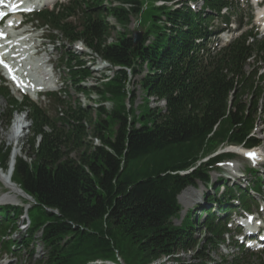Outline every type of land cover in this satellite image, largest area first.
I'll return each instance as SVG.
<instances>
[{"label": "trees", "instance_id": "1", "mask_svg": "<svg viewBox=\"0 0 264 264\" xmlns=\"http://www.w3.org/2000/svg\"><path fill=\"white\" fill-rule=\"evenodd\" d=\"M119 1L129 8L116 7L113 0H77L59 15H42L72 49L66 52L67 67L77 91L88 99L97 95L104 103L111 101V110L101 103L92 110L93 119L89 109L70 106L67 118L54 120L36 106L8 99L7 130L15 112L30 110L29 153L16 159L12 181L34 203L24 233L16 220L25 209L0 208V244L8 253H29L30 260L40 248L43 256L34 264H118L117 255L125 264H162L165 258L184 264L176 256L195 249L198 223L190 211L180 227L173 225L181 212L179 196L198 183L209 185L216 164L235 158L222 155L202 162L218 149H253L262 143L254 132L264 120V76H259L264 41L250 42L254 35L248 31L220 50L196 44L213 35L209 29L216 19L231 22L238 12L235 0H153L164 6L152 7L161 13L151 17L137 44L128 28L144 4ZM190 2H203L202 12L193 11ZM225 8L228 16L221 15ZM78 14L79 25L68 23ZM117 27L122 31L110 43ZM78 43L118 70L94 78L84 55L73 49ZM132 77H140L147 99L165 103V109L146 105L137 116L135 94L128 90ZM90 81L96 84L87 90L83 83ZM54 103L64 105L57 96ZM88 125L95 139H89ZM11 153L0 140L4 171ZM260 180L255 177V191ZM210 201L218 203L215 197ZM205 212L206 245L213 247L226 230ZM204 257L198 264H209ZM233 264L247 263L236 256Z\"/></svg>", "mask_w": 264, "mask_h": 264}, {"label": "rangeland", "instance_id": "2", "mask_svg": "<svg viewBox=\"0 0 264 264\" xmlns=\"http://www.w3.org/2000/svg\"><path fill=\"white\" fill-rule=\"evenodd\" d=\"M144 1V11L142 12L141 16L138 18H134L133 20V24L131 26L132 31H136L137 33H142L148 28V26L151 24V17L154 15H159L161 12L160 11H156V10H152L153 7V0H143ZM244 0H238L239 4L241 5V12L240 14H242V16L244 18H246L247 21V16L251 13V11L255 14L256 13V6L255 3L252 0H249V4H247V0L245 2H243ZM116 2V1H115ZM115 4V3H114ZM198 10L201 7V4L199 3L198 5ZM111 22L114 23L115 21L113 19H111ZM254 24V23H253ZM234 27V26H232ZM122 30L117 27V29L113 32L112 37L110 38V43L115 42L116 38H117V34L119 32H121ZM52 34L54 36H56L57 38V52L52 56L53 57V65L57 68V73L56 78H61V83H59V85H57V87H55L56 89L60 90V89H64V91L66 92V97H65V101L66 103H68L69 105L72 106H76L79 103L81 104V106L85 109H89L90 114L93 117V119H95V113L92 112V110H94L96 107L100 106L101 103H103V105L105 106V108L107 110H111L112 109V102L109 101L107 103L102 102L97 96L92 95V99H88L86 98V96L80 95L76 89L71 85L70 82L67 81L66 79V75H65V68L64 66L61 65L60 63V57L62 54V51L64 50V47L67 46L68 44L64 41V38L61 36V34L59 32H52ZM80 47V46H79ZM52 50V49H50ZM79 52V51H78ZM82 53V52H79ZM85 58L84 61L85 62H94L95 63V67H92V72H93V76L94 78H97L99 80H102L103 77H111L112 73L110 71V68L107 67V65L103 62H101V60L96 59L92 60L91 58V52L86 50L85 53ZM248 71L252 70V67H249L247 69ZM147 73V71H145V74ZM264 73V69L261 70V74ZM140 80L139 78H131L130 79V85H128V90L131 93L135 94V104H134V110L137 116H139L141 114V112L144 110V107L147 105L150 108H159V109H165V105L162 103H156L153 100H148L145 93L142 91V89L140 88L138 82ZM94 86V82H91L89 85H87V87H92ZM63 91V92H64ZM28 94H30L29 92H26ZM17 99L22 100L21 97L14 95ZM33 97V96H31ZM36 99V98H35ZM148 100V101H147ZM249 100V99H247ZM129 102V101H128ZM66 105L65 107H58V108H62L63 110H66V108L69 106ZM39 106L41 108H43L44 110H47L49 112V116L53 119H57V109L58 108H54L51 106V100L49 98H43L42 101L40 102ZM262 107H264V101H262L260 103V109H262ZM6 108H7V103L6 100H0V140L2 143L6 144L7 147H14L13 144L14 142L11 139V134L13 133V125L15 120L17 119V117H13V122H12V126L9 130H7L5 127V123H4V117L3 115L6 113ZM2 114V117H1ZM21 116V115H20ZM24 116V115H23ZM27 118H28V113H27ZM28 120V124L30 125L31 122ZM257 129L254 132V136L256 138H258L262 143L261 147L259 148L258 154L259 155H263L264 156V120L263 122H258L257 125ZM87 131L88 134L90 135L89 139H95L92 138L91 136L93 133L92 128L88 125L87 126ZM13 142V143H12ZM29 142H30V135H29V131L27 130L24 137L20 140L19 143V148L21 150V154L19 157H23L24 156V152L29 153ZM95 144L98 145L99 141L95 140ZM228 150V146H224L220 149H218L213 155H211L210 157L204 159L202 162L207 161L209 158L214 157L218 154H223ZM77 154L73 153L71 155L72 158H77ZM262 160H264V157H261ZM233 163L235 164V168L234 170H232L234 173H238L239 175H243V173L246 175L247 180L246 182H241V188L245 189L247 187H249V183L253 182V176L256 174H251L249 172L250 167L252 165H249L246 161H244L242 158H237L232 160ZM256 171H261V168H255ZM261 174V173H259ZM223 172H218V173H214L211 176V184L209 186H205L202 184H198L197 190L190 188V189H186L179 197L178 201H179V205L181 207V212L178 216L177 219L173 220V225L176 227H180L182 222L185 220L186 216L188 215L189 211H195L196 212V216L198 217L200 212L199 209L201 207H207L208 203H207V197L210 196H215L217 199L222 198L223 195H225L226 193H228L227 188H229V190L234 189L237 187V185H239V183H234L233 181H229L227 182L226 179H224L223 177L226 178H231L232 175L225 174L224 176ZM263 176V180H264V175ZM225 182V184H223ZM264 184V182H263ZM216 188V189H215ZM197 191V192H196ZM7 189L4 187V185L0 182V197L4 196V194H6ZM192 195V198H187L189 195ZM24 196V195H23ZM257 201H260V199L258 197H256ZM27 202H29L28 200H26L25 196L24 197H20L18 201H13V202H8V203H0V206H4L5 204H9L11 206H18V205H22L23 203L26 204ZM26 207H28V205H26ZM214 208V207H213ZM215 212V210H214ZM260 214V213H259ZM230 220L232 221L233 218H230ZM24 221H26V216L21 217L20 219L16 220L17 225L19 226V228L21 229V227L24 224ZM236 226V225H235ZM231 227V226H230ZM208 238V233L205 230V227H200L197 226L195 228V232L193 235V239L197 242V246L195 247L194 250L187 252V253H180L178 256H176L177 258L180 259L181 263L184 264H198L199 262H201L199 260L200 257H202V254H204V259L203 262L206 263H211V264H227L224 263L223 260L225 259L226 262L231 263L232 262V257L236 254H238V250L235 249L234 251H230L229 247H231V243L232 241L229 240L227 243L223 244L220 248L218 249H214L213 247L206 245V239ZM38 254L34 257V260L32 263H34L35 260L40 259L43 256V252L40 248L36 249ZM2 252H0L1 254ZM254 257L252 259H248V264H264V259L262 261H260L259 256L260 254H256L254 253ZM20 264H26L25 262H27V255L26 254H22L20 255ZM117 262L118 264H125L124 261L117 255ZM162 264H176L175 262L172 261H168L166 258L163 259L161 261ZM0 264H16L15 262L9 260V258H7L5 255L1 254V259H0ZM158 264V263H156Z\"/></svg>", "mask_w": 264, "mask_h": 264}, {"label": "bare ground", "instance_id": "3", "mask_svg": "<svg viewBox=\"0 0 264 264\" xmlns=\"http://www.w3.org/2000/svg\"><path fill=\"white\" fill-rule=\"evenodd\" d=\"M46 73V72H45ZM46 77L43 73L38 74V76L35 78L34 82L25 81V83H22V80L19 79V87L16 89L23 90L25 92H29L31 97L34 101H37V91L42 90L43 86H48L47 80H45ZM49 88V86H48ZM21 92V91H20ZM36 98V99H35ZM13 133L11 134V139L14 142V150L11 155L10 159V166L7 172H5L2 168H0V182L4 185V187L7 189L6 194L4 196L0 197V203H8L13 201H18L20 197H24L23 193L19 190V188L13 184L12 182V175L13 171L12 168L14 167V162H16V159L20 156L21 150L19 148V143L22 137H24L26 131H27V122L22 119V117H18L13 125ZM12 142V143H13ZM234 151H239L240 153L243 152V149L241 148H233ZM187 198H192V195L188 193Z\"/></svg>", "mask_w": 264, "mask_h": 264}, {"label": "water", "instance_id": "4", "mask_svg": "<svg viewBox=\"0 0 264 264\" xmlns=\"http://www.w3.org/2000/svg\"><path fill=\"white\" fill-rule=\"evenodd\" d=\"M142 37V34L141 33H136L134 35V41H135V44L139 43L140 42V39ZM27 196V195H26ZM28 199L32 200L30 197L27 196Z\"/></svg>", "mask_w": 264, "mask_h": 264}, {"label": "snow or ice", "instance_id": "5", "mask_svg": "<svg viewBox=\"0 0 264 264\" xmlns=\"http://www.w3.org/2000/svg\"><path fill=\"white\" fill-rule=\"evenodd\" d=\"M250 156H254L255 154L254 153H249Z\"/></svg>", "mask_w": 264, "mask_h": 264}]
</instances>
